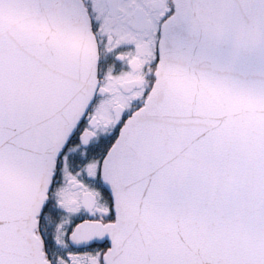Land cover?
<instances>
[{
	"label": "snow or ice",
	"instance_id": "6c2138e0",
	"mask_svg": "<svg viewBox=\"0 0 264 264\" xmlns=\"http://www.w3.org/2000/svg\"><path fill=\"white\" fill-rule=\"evenodd\" d=\"M0 264H264V0H0Z\"/></svg>",
	"mask_w": 264,
	"mask_h": 264
}]
</instances>
